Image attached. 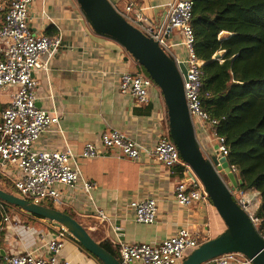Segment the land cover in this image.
I'll list each match as a JSON object with an SVG mask.
<instances>
[{"label": "crops", "instance_id": "1", "mask_svg": "<svg viewBox=\"0 0 264 264\" xmlns=\"http://www.w3.org/2000/svg\"><path fill=\"white\" fill-rule=\"evenodd\" d=\"M133 1L152 24L159 25L173 0ZM30 17L28 24L34 34L62 38V47L49 59L48 70H37L34 74L36 105L43 111H58L59 126L41 134L33 149L69 148L79 154L87 142L102 149V157L80 159L79 167L82 177L96 184L91 199L110 217L113 227L95 216L92 202L83 194L80 182L74 188L58 186L61 204L54 208L74 218L97 243L108 240L113 245L158 244L180 228H187L203 243L222 233L224 223L210 201L201 200L189 207L176 202L175 186L186 180L179 168H167L145 153L131 161L116 150L102 147L101 135L107 130H118L150 149L167 129L166 108L156 88L149 90L150 102L145 105L136 104L130 95L119 90L120 74L139 71L137 63L116 43L95 35L72 0H34ZM1 20L2 15L0 25ZM167 44L175 56L184 58L179 31L169 32ZM41 60H48L47 55ZM194 126L203 153L214 154L216 141L209 129L198 119H194ZM146 198L155 199L157 204L152 224L135 222L129 208L131 202ZM44 226L48 231H38L51 235L49 227ZM21 236L28 245L35 243L32 248L41 245L31 233L21 232ZM10 240H4V248L21 251L22 247ZM62 255L70 264H96L70 240L66 241Z\"/></svg>", "mask_w": 264, "mask_h": 264}, {"label": "built area", "instance_id": "2", "mask_svg": "<svg viewBox=\"0 0 264 264\" xmlns=\"http://www.w3.org/2000/svg\"><path fill=\"white\" fill-rule=\"evenodd\" d=\"M109 1L129 24L156 41L174 59L177 66L181 62L185 64L186 74L182 80L189 114L193 121L198 119L205 124L216 141L217 153L225 156L227 148L224 138L216 136L213 129L217 121L202 109L200 95L203 62L195 53L194 33L190 23L193 0H173L167 6L164 21L159 25L152 24L144 15L143 9L133 0ZM33 2L34 0H0V90L15 89L10 94L7 106L0 109V174L12 182L19 198L35 205L49 204L53 208L61 204L58 186L74 188L80 182L83 194L92 202L95 216L113 227L110 217L94 205L91 199L96 184L85 180L79 167L80 159L102 157V149L90 142L83 145L79 154L69 148L65 151L33 149L41 134L53 126H59L61 116L56 110L47 112L37 107V81L34 74L37 70L47 71L49 59L62 47L60 36L36 35L32 32L28 23ZM172 30L181 34V45L185 51L183 59L175 56L167 44V36ZM43 55H47L48 60L42 61ZM119 77L120 92L130 95L138 105L150 102L151 88L159 91L150 77L140 71L123 72ZM101 144L104 149L116 150L131 161L145 153L158 164L170 169H181L186 180L175 186V200L179 205L189 207L201 200L209 201L203 185L193 174L191 167L181 159L177 147L169 138L168 129L150 149L113 129L102 133ZM231 170L234 172L235 169ZM232 195L237 198V204L246 212L255 230L264 239V231L260 229L261 221L255 216L260 203L259 192L233 190ZM129 208L133 211L135 222L154 223L157 212L155 199L133 201ZM0 210L3 211L0 234L4 233L5 241L14 236L12 241L22 247L18 252L0 248V264H70L62 255L66 241L70 240V234L64 226L42 220V224L52 232L48 236L46 231H34L29 224L21 223L4 210L1 202ZM21 232L35 235L41 245L32 248L35 243L28 245ZM201 243L197 235L187 228L178 229L158 244L119 242V263L179 264ZM39 250L43 252L38 253ZM212 261L215 264H253L246 256L236 252L223 254Z\"/></svg>", "mask_w": 264, "mask_h": 264}, {"label": "trees", "instance_id": "3", "mask_svg": "<svg viewBox=\"0 0 264 264\" xmlns=\"http://www.w3.org/2000/svg\"><path fill=\"white\" fill-rule=\"evenodd\" d=\"M190 23L194 33V50L203 62L202 109L217 121L213 129L216 136L224 138L226 161L231 169H235L234 174L240 181L239 191L259 192L260 203L255 216L260 219L262 230L264 0H193ZM216 54H220L218 59H214ZM137 66L148 76L141 66ZM6 106L0 104V109ZM178 171L181 172V169ZM0 189L19 196L12 182L1 174ZM234 199L237 201L235 196ZM3 205L4 210L16 219L19 217L21 223L35 220L42 224L43 219L39 217L29 216L15 206ZM45 207L53 208L49 204ZM2 213L0 210V221ZM98 244L119 259L118 245L108 240ZM0 248H4V233L0 234Z\"/></svg>", "mask_w": 264, "mask_h": 264}, {"label": "water", "instance_id": "4", "mask_svg": "<svg viewBox=\"0 0 264 264\" xmlns=\"http://www.w3.org/2000/svg\"><path fill=\"white\" fill-rule=\"evenodd\" d=\"M76 3L93 33L124 49L159 89L166 108L168 136L181 159L203 185L207 199L224 223L222 233L201 243L179 264H205L233 252L243 254L253 264H264V239L232 195L233 190H239L240 181L225 156L216 150L212 155L204 154L196 138L194 121L184 97L185 64L181 62L177 66L156 41L129 24L109 0H76ZM219 57L220 54L214 55V59ZM0 201L29 216L64 226L70 234V241L96 264H120L119 259L95 242L71 216L55 208L32 204L2 189Z\"/></svg>", "mask_w": 264, "mask_h": 264}, {"label": "rangeland", "instance_id": "5", "mask_svg": "<svg viewBox=\"0 0 264 264\" xmlns=\"http://www.w3.org/2000/svg\"><path fill=\"white\" fill-rule=\"evenodd\" d=\"M72 2H73V4H75L78 7L76 0H72ZM170 51H171V49H170ZM172 53H173V51H172ZM12 93H13V89H10V88H5V89L0 90V104L5 105L6 103H8V101H9L8 97ZM3 186H5V185L3 184ZM43 205L48 206V204H43ZM14 216H16V215H14ZM17 218L22 222V220L19 217H17ZM28 224L33 228L34 231H38V230L48 231V229L43 224H40L35 220H30ZM262 230L264 231V229H262ZM9 239L13 240V239H15V237L13 236L11 238V236H10ZM16 240H17V238H16Z\"/></svg>", "mask_w": 264, "mask_h": 264}]
</instances>
